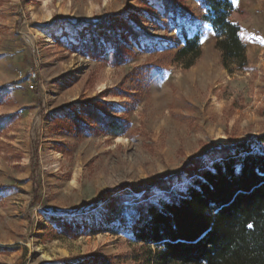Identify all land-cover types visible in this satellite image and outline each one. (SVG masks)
Masks as SVG:
<instances>
[{"label": "rangeland", "instance_id": "374dc122", "mask_svg": "<svg viewBox=\"0 0 264 264\" xmlns=\"http://www.w3.org/2000/svg\"><path fill=\"white\" fill-rule=\"evenodd\" d=\"M148 2L153 11L136 0H0V264L93 253L138 264L134 195L117 194L126 201V223L100 225L102 195L127 184L148 185L158 196L154 182L180 174L190 159L264 135V22L257 14L264 0L234 1L231 21L241 28L247 62L229 69L212 27L200 20L199 0H185L196 18L189 35L203 33L202 55L190 69L176 62L184 42L173 24L164 27L162 0ZM46 10L50 20L33 17ZM111 14L140 17L129 21L139 38L127 41L131 56L118 65L78 48L90 36L88 24ZM84 99L107 103L127 122L125 133L57 130L54 120H65L64 109ZM182 181L180 191L189 183L184 175ZM59 220L81 227L73 235Z\"/></svg>", "mask_w": 264, "mask_h": 264}, {"label": "trees", "instance_id": "16d2710c", "mask_svg": "<svg viewBox=\"0 0 264 264\" xmlns=\"http://www.w3.org/2000/svg\"><path fill=\"white\" fill-rule=\"evenodd\" d=\"M234 1L199 0L205 12L200 20L212 27L225 69L231 64L243 68L247 62L241 28L230 19ZM136 2L147 11L154 10L148 0ZM162 5L164 27L173 24L184 42L176 62L190 69L202 55L203 33L189 35L187 25L194 24L196 18L185 0H162ZM139 19L136 14L128 18L111 14L90 23V36L86 40L83 33L86 43L81 39L78 48L93 60L118 65L131 56L127 41L139 38L129 21ZM109 46L114 49L110 56L106 54ZM109 109L107 103L84 99L64 109L65 120H54L55 128L80 134L98 129L114 137L125 133L127 122ZM3 124L4 117L0 116V137ZM258 145L263 149L264 135L229 146H213L190 159L180 174L156 180L153 186L161 192L158 196L148 185L135 188L122 184L105 192L101 200L106 212H102L100 225L117 219L127 222L125 198L117 194L130 191L137 216L131 232L136 246H140L133 259L138 264H264V152L258 151ZM183 175L189 183L180 191L176 185L183 182ZM156 199L158 204L152 201ZM93 207L97 208L98 202ZM58 224L73 235L81 227L66 220ZM82 227L90 229L87 224ZM121 259L93 253L48 264H121Z\"/></svg>", "mask_w": 264, "mask_h": 264}, {"label": "bare ground", "instance_id": "6f19581e", "mask_svg": "<svg viewBox=\"0 0 264 264\" xmlns=\"http://www.w3.org/2000/svg\"><path fill=\"white\" fill-rule=\"evenodd\" d=\"M108 0H105V3H107ZM33 17L36 18V20L38 19H42V20H50L52 18V14L49 11H44V13L42 14H33ZM218 141L219 142H224L225 137L222 136L221 134H218L217 136ZM40 252V251H39ZM41 255L43 258L49 259L50 257H48L45 253L41 252Z\"/></svg>", "mask_w": 264, "mask_h": 264}, {"label": "built area", "instance_id": "2783aa9c", "mask_svg": "<svg viewBox=\"0 0 264 264\" xmlns=\"http://www.w3.org/2000/svg\"><path fill=\"white\" fill-rule=\"evenodd\" d=\"M257 14L259 16H261L263 22H264V10H258ZM36 78V75L35 74H32L31 77L28 78V82L31 83L32 82V79H35Z\"/></svg>", "mask_w": 264, "mask_h": 264}, {"label": "crops", "instance_id": "0c3cea01", "mask_svg": "<svg viewBox=\"0 0 264 264\" xmlns=\"http://www.w3.org/2000/svg\"><path fill=\"white\" fill-rule=\"evenodd\" d=\"M236 1H239V0H236ZM230 19L232 20L233 19V16H230ZM207 26V25H206ZM208 27H211V26H208Z\"/></svg>", "mask_w": 264, "mask_h": 264}, {"label": "snow or ice", "instance_id": "6c2138e0", "mask_svg": "<svg viewBox=\"0 0 264 264\" xmlns=\"http://www.w3.org/2000/svg\"><path fill=\"white\" fill-rule=\"evenodd\" d=\"M251 227V226H250Z\"/></svg>", "mask_w": 264, "mask_h": 264}]
</instances>
